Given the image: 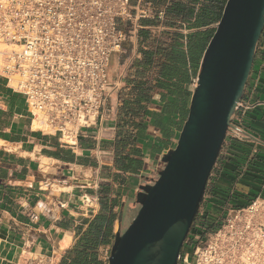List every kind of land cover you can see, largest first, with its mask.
<instances>
[{
  "label": "crops",
  "instance_id": "0c3cea01",
  "mask_svg": "<svg viewBox=\"0 0 264 264\" xmlns=\"http://www.w3.org/2000/svg\"><path fill=\"white\" fill-rule=\"evenodd\" d=\"M152 1L165 21L142 19L137 37L111 56L108 80L117 87L98 124L81 131L76 148L37 129L26 97L0 72V264H71L69 254L86 251L96 234L104 237L98 261L108 264L103 256L111 252L126 203L137 194L149 159L157 158L149 151L156 138L150 142L139 125H150L153 117L169 120L161 116L162 95L153 90L160 81V50L176 33L186 52L185 24L171 28L167 14L175 0ZM242 100L252 105L239 123L249 138L224 143L202 205L211 220H221L227 206L264 200V32ZM181 118L170 116L173 137ZM135 157L145 162L137 176L128 168Z\"/></svg>",
  "mask_w": 264,
  "mask_h": 264
},
{
  "label": "built area",
  "instance_id": "2783aa9c",
  "mask_svg": "<svg viewBox=\"0 0 264 264\" xmlns=\"http://www.w3.org/2000/svg\"><path fill=\"white\" fill-rule=\"evenodd\" d=\"M165 17L152 0H0V72L40 129L73 149L117 87L111 56L137 37L142 19ZM251 106L237 105L226 139L249 138L239 123ZM202 205L179 264H264V200L227 206L212 228Z\"/></svg>",
  "mask_w": 264,
  "mask_h": 264
},
{
  "label": "water",
  "instance_id": "95a60500",
  "mask_svg": "<svg viewBox=\"0 0 264 264\" xmlns=\"http://www.w3.org/2000/svg\"><path fill=\"white\" fill-rule=\"evenodd\" d=\"M263 32L264 0H228L201 61L176 146L159 157L163 167L152 183L139 186L138 210L117 233L108 264H179Z\"/></svg>",
  "mask_w": 264,
  "mask_h": 264
},
{
  "label": "trees",
  "instance_id": "16d2710c",
  "mask_svg": "<svg viewBox=\"0 0 264 264\" xmlns=\"http://www.w3.org/2000/svg\"><path fill=\"white\" fill-rule=\"evenodd\" d=\"M228 0H175L169 7L167 14L170 19L171 28L179 29L177 21L185 24L184 30L187 34L186 52L182 42V35L174 33L172 42L160 50L162 59L160 60V81L153 88L163 97L165 106L162 107V117L168 116L167 122L161 117H153L151 124H141L140 132L144 137H148L150 142L156 138V144L149 151H153L157 145V138L160 132L166 133L173 137L167 130V127L174 126L170 119L172 114H181V123L178 125V134L173 140L172 148L176 146L175 141L178 139L183 125L187 120L189 113L190 100L192 96L191 86L197 80L198 70H200L201 61L204 53L216 31V26L220 22L225 6ZM193 77L190 75V70ZM197 76V77H196ZM135 110H141V108ZM152 126L158 135H152L148 127ZM153 138V139H152ZM172 150V149H171ZM162 154L157 155L159 158ZM135 157L129 163V172L137 176L138 169H145L144 157L137 159ZM144 178V176H142ZM104 221L100 222L103 225ZM99 227V226H98ZM116 235L112 238L113 244ZM101 235H94L89 238L86 251H76L69 254L68 259L72 260L71 264H100L98 261V248L104 244ZM112 246V245H111ZM89 260V261H88Z\"/></svg>",
  "mask_w": 264,
  "mask_h": 264
},
{
  "label": "rangeland",
  "instance_id": "374dc122",
  "mask_svg": "<svg viewBox=\"0 0 264 264\" xmlns=\"http://www.w3.org/2000/svg\"><path fill=\"white\" fill-rule=\"evenodd\" d=\"M195 85H196V81L191 86V90L192 91H193ZM151 133H152V135L154 134L153 127L151 128ZM157 139H158L157 140V145H156V147L153 150V156L154 157H152V158H155V157H157V155H160V154L164 153V151H170L171 149H173L172 145H173V140L175 139V137H169V135H166V133L160 132ZM158 159H159L158 157L156 159H151L150 158L149 160H152V162H150L147 165V170L144 173V176L145 177H149V179L152 178V181H153L154 178H156V176L158 175V173L160 172V170L163 167V162L159 161ZM143 181H142V183H143ZM135 197H136V195L134 193V196L127 201L125 209L128 210V206L131 203H135V201H134ZM137 210H138V208H137ZM137 210H136V212H137ZM136 212L134 213V215L136 214ZM133 216H131V215L122 216V221H121V226H120L119 232H122L123 230H125L128 227V225L131 222V219L133 218ZM215 221L216 220H211L210 221V223H209L210 228H212V226L214 225Z\"/></svg>",
  "mask_w": 264,
  "mask_h": 264
},
{
  "label": "flooded vegetation",
  "instance_id": "af4514ba",
  "mask_svg": "<svg viewBox=\"0 0 264 264\" xmlns=\"http://www.w3.org/2000/svg\"><path fill=\"white\" fill-rule=\"evenodd\" d=\"M142 181H143L142 185L147 186L148 184L152 183V178L149 179V177L144 176V178H142L141 182ZM138 193H140V191ZM137 208H138V205L136 203H131L128 206V210H127V213L125 215L126 216H129V215L133 216L134 213L136 212Z\"/></svg>",
  "mask_w": 264,
  "mask_h": 264
},
{
  "label": "bare ground",
  "instance_id": "6f19581e",
  "mask_svg": "<svg viewBox=\"0 0 264 264\" xmlns=\"http://www.w3.org/2000/svg\"><path fill=\"white\" fill-rule=\"evenodd\" d=\"M35 127H36L37 129H40L42 126H41L40 123L36 122V123H35Z\"/></svg>",
  "mask_w": 264,
  "mask_h": 264
}]
</instances>
